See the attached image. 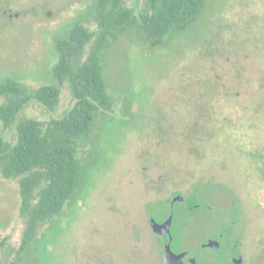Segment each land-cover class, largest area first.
<instances>
[{
  "label": "rangeland",
  "instance_id": "1",
  "mask_svg": "<svg viewBox=\"0 0 264 264\" xmlns=\"http://www.w3.org/2000/svg\"><path fill=\"white\" fill-rule=\"evenodd\" d=\"M7 2L14 17L0 12V78L32 88L54 83L55 37L80 20L94 29L96 0ZM144 2L127 0L137 11ZM103 65L114 103L80 149L88 168L81 192L41 227L22 254L26 264H159L148 205L190 197L195 186L215 208L229 204L227 189L247 206L248 193H258L252 167L264 146V0H209L198 22L159 46L138 25L112 44ZM73 103L66 83L55 112L32 101L22 115L48 121ZM0 135L16 139L1 120ZM20 206L18 180L0 172V244L11 259L25 227ZM176 209L181 219L185 205ZM250 225L262 252L264 216Z\"/></svg>",
  "mask_w": 264,
  "mask_h": 264
},
{
  "label": "trees",
  "instance_id": "2",
  "mask_svg": "<svg viewBox=\"0 0 264 264\" xmlns=\"http://www.w3.org/2000/svg\"><path fill=\"white\" fill-rule=\"evenodd\" d=\"M208 2L145 0L137 11L127 0H96L90 13L94 29L80 20L55 37L58 61L53 67L54 83L32 88L16 76L0 78L4 98L0 120L5 129L12 127L16 133L14 141L0 135V172L6 179L18 180L20 214L25 223L14 259L3 254L0 244V264H26L22 254L38 241L41 227L56 220L79 196L88 169L79 156L80 149L92 135L100 113L114 103L104 74L107 50L138 25L145 41L162 45L198 22ZM66 83L74 103L62 115L48 121L22 115L32 101L55 112ZM186 199L189 205L194 202V196ZM197 199L205 205L200 195ZM260 258L264 264V251Z\"/></svg>",
  "mask_w": 264,
  "mask_h": 264
},
{
  "label": "flooded vegetation",
  "instance_id": "3",
  "mask_svg": "<svg viewBox=\"0 0 264 264\" xmlns=\"http://www.w3.org/2000/svg\"><path fill=\"white\" fill-rule=\"evenodd\" d=\"M8 0H0V12L5 17L13 18L12 9L8 7ZM19 13H15L19 17ZM253 170L256 173L258 183L255 190V198L248 193L250 205L236 197L232 190L229 192V204L225 208H215L205 198V205L198 202V188L191 196L194 202L189 205L186 197L183 200L173 202V198L180 194H174L171 198L160 200L147 206V222L151 234L155 240V247L159 264H165V251L170 244L172 250L177 253H185L183 264H260V249H258V234L251 226L257 222L258 217L264 216V146L258 148L253 157ZM165 201V204L160 202ZM185 205V214L177 217L176 206ZM201 209H207V215L196 213ZM154 214L160 216L157 219ZM173 214L170 233L158 234L154 232L152 218L158 222H165ZM260 243V242H259Z\"/></svg>",
  "mask_w": 264,
  "mask_h": 264
},
{
  "label": "water",
  "instance_id": "4",
  "mask_svg": "<svg viewBox=\"0 0 264 264\" xmlns=\"http://www.w3.org/2000/svg\"><path fill=\"white\" fill-rule=\"evenodd\" d=\"M184 196L183 195H177L176 197L173 198V202L183 200ZM173 221V214L170 215V217L163 223L158 222L156 219L152 218L151 225L154 230V232L158 234H165V233H170V227L172 225ZM185 253H180L177 254L175 253L171 245L169 244L166 248L165 251V264H183L184 263V258Z\"/></svg>",
  "mask_w": 264,
  "mask_h": 264
}]
</instances>
